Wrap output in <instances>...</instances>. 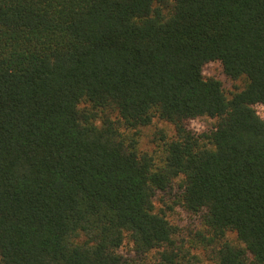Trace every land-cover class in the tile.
<instances>
[{"label": "trees", "instance_id": "16d2710c", "mask_svg": "<svg viewBox=\"0 0 264 264\" xmlns=\"http://www.w3.org/2000/svg\"><path fill=\"white\" fill-rule=\"evenodd\" d=\"M260 103L264 0H0V264H264Z\"/></svg>", "mask_w": 264, "mask_h": 264}, {"label": "rangeland", "instance_id": "374dc122", "mask_svg": "<svg viewBox=\"0 0 264 264\" xmlns=\"http://www.w3.org/2000/svg\"><path fill=\"white\" fill-rule=\"evenodd\" d=\"M204 73L206 77H215L222 81L224 89L228 95L233 94L236 90H239L245 86L246 79L240 78L233 80L227 76L224 72L222 63L220 61H212L206 64L204 67ZM258 113L264 118V103L256 105ZM215 120L202 117L193 121V127L199 132L207 131L214 126ZM161 132L167 134L172 138L175 136V126L170 122L156 118L151 125L142 127L140 129V148L143 150H154L160 141L159 137ZM182 188L177 181L165 191H158L154 199L156 209L164 210L170 220L178 224L182 228L183 236L188 237L201 227V218L199 215L188 212L184 209L180 203V196ZM232 238H235V234H231ZM120 251L126 255H134L133 243L126 239ZM205 260L203 249L195 250Z\"/></svg>", "mask_w": 264, "mask_h": 264}]
</instances>
